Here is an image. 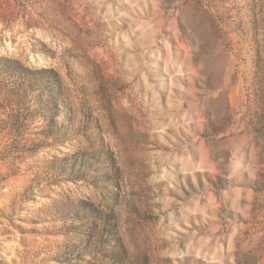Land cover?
<instances>
[{"label":"rangeland","instance_id":"obj_1","mask_svg":"<svg viewBox=\"0 0 264 264\" xmlns=\"http://www.w3.org/2000/svg\"><path fill=\"white\" fill-rule=\"evenodd\" d=\"M0 264H264V0H0Z\"/></svg>","mask_w":264,"mask_h":264},{"label":"trees","instance_id":"obj_2","mask_svg":"<svg viewBox=\"0 0 264 264\" xmlns=\"http://www.w3.org/2000/svg\"><path fill=\"white\" fill-rule=\"evenodd\" d=\"M7 73L12 76H18L19 80L11 86L21 92H27L33 88L38 82L42 85V103L45 109V118L50 123L57 122L56 117L61 112V105L66 103V98L63 92V83L61 82L58 74L53 69H40V75L35 71L26 69L21 71L14 64L7 68ZM4 86L8 85L6 82H2ZM9 87V86H8Z\"/></svg>","mask_w":264,"mask_h":264}]
</instances>
